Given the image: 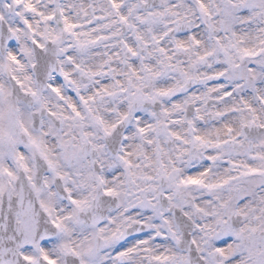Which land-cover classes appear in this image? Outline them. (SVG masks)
Instances as JSON below:
<instances>
[{
    "label": "snow or ice",
    "instance_id": "snow-or-ice-1",
    "mask_svg": "<svg viewBox=\"0 0 264 264\" xmlns=\"http://www.w3.org/2000/svg\"><path fill=\"white\" fill-rule=\"evenodd\" d=\"M0 264H264V0H0Z\"/></svg>",
    "mask_w": 264,
    "mask_h": 264
}]
</instances>
